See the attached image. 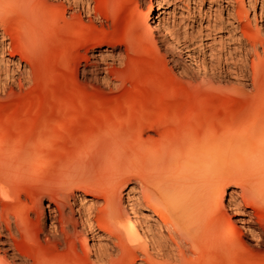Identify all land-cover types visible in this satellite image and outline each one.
I'll use <instances>...</instances> for the list:
<instances>
[{"label": "bare ground", "instance_id": "bare-ground-1", "mask_svg": "<svg viewBox=\"0 0 264 264\" xmlns=\"http://www.w3.org/2000/svg\"><path fill=\"white\" fill-rule=\"evenodd\" d=\"M148 4L139 44L158 52L155 33L162 56L200 87L264 91V0ZM114 8L115 0H0V99L57 54L80 78L115 86L126 54L106 45ZM226 122L144 135L138 124L127 138L143 157L134 183L112 171L102 174L110 181L60 177L42 140L0 125V264H222L264 253V105Z\"/></svg>", "mask_w": 264, "mask_h": 264}, {"label": "rangeland", "instance_id": "rangeland-1", "mask_svg": "<svg viewBox=\"0 0 264 264\" xmlns=\"http://www.w3.org/2000/svg\"><path fill=\"white\" fill-rule=\"evenodd\" d=\"M148 1L115 0V8L103 24L111 36L106 45L126 54L124 64L114 65L120 71L115 86L80 78L61 65L62 56L57 54L40 62L32 82L14 87L0 99V125L28 143L42 140L44 156L54 158V170L60 177L110 181L111 177L102 174L112 171L119 172L123 182L134 183L143 157L127 138L134 136L138 124L142 135L151 130L161 134L165 128L181 131L186 125L222 130L230 115L237 116L258 103L264 105V91L240 92L228 84L211 89L187 80L175 57L162 56L163 47L155 33L152 37L158 52L139 44L137 22L142 20ZM116 118L129 125L120 126ZM11 120H15L13 126ZM150 124L158 127L149 128ZM59 125L64 129L57 133ZM121 197H126L125 191ZM243 240L249 243L247 238ZM222 264H264V253H237Z\"/></svg>", "mask_w": 264, "mask_h": 264}]
</instances>
